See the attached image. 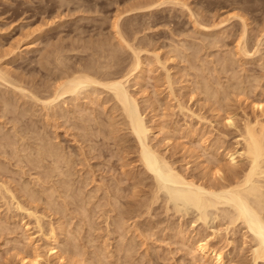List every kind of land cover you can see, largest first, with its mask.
<instances>
[{"label": "rangeland", "instance_id": "obj_1", "mask_svg": "<svg viewBox=\"0 0 264 264\" xmlns=\"http://www.w3.org/2000/svg\"><path fill=\"white\" fill-rule=\"evenodd\" d=\"M158 2L164 0H0V185L17 197L14 203L0 186V264H21L34 248L42 264H215L194 249L204 238L225 264H252L253 236L241 221L230 224L224 210L231 208L178 202L173 184L147 172L110 90L83 88L77 101L67 95L53 110L43 104L72 74L108 82L129 72L126 86L151 129L150 147L189 179L221 181L215 167H227V151L242 147L245 120L264 124V0ZM134 51L143 64L137 71ZM229 116L237 123L228 125ZM48 147L60 156L46 154ZM51 232L59 257L48 253Z\"/></svg>", "mask_w": 264, "mask_h": 264}, {"label": "bare ground", "instance_id": "obj_2", "mask_svg": "<svg viewBox=\"0 0 264 264\" xmlns=\"http://www.w3.org/2000/svg\"><path fill=\"white\" fill-rule=\"evenodd\" d=\"M165 2V0H164ZM164 2H158V5H163ZM167 3V2H165ZM171 3V2H170ZM175 3V1H174ZM145 4V3H144ZM168 4V3H167ZM157 5V4H156ZM183 5V4H182ZM176 6V5H175ZM184 7V6H183ZM187 9V8H186ZM190 11V10H189ZM188 11V12H189ZM191 12V11H190ZM190 14V13H189ZM190 16V15H189ZM193 17V16H191ZM198 17V16H197ZM232 17V16H231ZM236 17V16H235ZM241 18V17H240ZM195 20V19H194ZM193 20V21H194ZM242 20V19H241ZM117 21V20H116ZM118 22V21H117ZM196 22V21H195ZM116 24V23H115ZM196 24V23H195ZM198 24V23H197ZM118 26V25H117ZM195 26V25H194ZM198 26V25H197ZM244 26V24H243ZM201 27V26H200ZM204 28V27H203ZM247 28V26H246ZM116 29V28H115ZM200 29V28H199ZM118 30V29H117ZM206 30V29H205ZM210 31V30H209ZM116 32V31H115ZM246 31H244L245 34ZM243 36V35H242ZM122 38V37H121ZM207 38V37H206ZM241 38V37H240ZM240 42V40H239ZM243 42V41H241ZM240 42V46L238 48H241L240 51H242L244 53V50L246 49V46H243L245 41L243 43ZM100 45V44H99ZM124 45V44H123ZM131 45V44H130ZM130 45L129 48H130ZM133 45V44H132ZM258 45V44H257ZM125 46L127 47V43L125 44ZM124 46V47H125ZM215 46V45H214ZM134 48V47H133ZM99 49V48H98ZM132 48H130V51ZM136 50V49H134ZM176 50V49H175ZM145 51V50H144ZM60 52V51H59ZM248 52V50L246 51V53ZM256 52V51H255ZM258 52V50H257ZM101 53V52H100ZM140 53V52H139ZM138 52L134 51V55L135 56V63H134V67H132L134 69V71H137V69H139L141 67L142 64V60L140 59ZM241 53V52H240ZM245 53V54H246ZM108 54V53H107ZM132 54V52H131ZM239 54V53H238ZM174 55V54H173ZM232 55V54H231ZM50 56V55H49ZM155 57V55H153ZM242 56V55H241ZM249 56V54H248ZM226 57V56H225ZM230 57V56H229ZM244 57V55L242 56ZM187 58V57H186ZM249 58V57H248ZM143 59V58H142ZM158 59V58H157ZM156 59V60H157ZM59 60V59H58ZM234 60V59H232ZM237 60V59H235ZM134 61V60H133ZM106 62V61H105ZM158 62V61H157ZM225 62V61H224ZM232 62V61H230ZM1 63V62H0ZM229 63V62H228ZM235 63V62H234ZM133 64V63H132ZM227 64V63H226ZM230 65V64H229ZM224 66V65H223ZM104 67V66H103ZM110 67V66H109ZM120 67V66H119ZM165 67V66H164ZM107 68V67H106ZM193 68V67H192ZM195 68V67H194ZM166 69V68H165ZM198 69V68H197ZM224 69V68H223ZM107 70V69H106ZM129 70V69H128ZM131 70V69H130ZM142 70V69H140ZM70 71V70H69ZM92 71V70H91ZM143 71V70H142ZM1 72V71H0ZM102 72V70H101ZM139 72V70H138ZM141 72V71H140ZM139 72V73H140ZM145 72V71H144ZM202 72V71H201ZM5 73V72H4ZM99 73V72H98ZM133 73V72H130ZM142 73V72H141ZM3 74V71H2ZM0 73V79H3V76ZM6 74V73H5ZM11 74V73H10ZM126 74V73H125ZM200 75V74H199ZM6 76V75H5ZM69 76V75H68ZM119 76V75H117ZM132 74H128L121 76L119 78H115L112 79L108 82H102L99 81L98 79H96V76H92L88 73H76V74H72L69 77H66L67 79H65L64 82L59 83L60 85L57 86L56 84V91L54 93L51 94V99H48L47 102H44L43 104H47L48 106L53 105V103L57 102L58 100L64 98L67 95H74V99L76 100V94H78V92H80V90H83V88H89V87H93V86H99V87H103L106 90H110L108 92H112V96L114 97V99L117 101V104L119 107H122V110H124L125 113V117H127L128 123L127 126H129L130 131L132 132V134L135 136V141H138L139 144V149H140V161L142 162L141 164H143V167L147 170V172H149L150 174L152 173L153 175H157L154 176L156 179V182H158V178L161 179V182H166L169 184H173V188H176L177 193L175 192V194L179 197L177 198L175 196V199H177L178 202L179 199H181V202H187V203H191L194 205V207L198 208V209H202V210H213V208L218 209L219 206L225 207V205H227L229 208H231L232 213L229 212L228 210H224L225 216L229 215L231 217V223L232 226L233 224H235L236 222L241 221L242 225H244V227L246 228V230L251 234V237L254 240V246L252 249V264H264V203H263V198H264V192L262 191V188H264V186H262V184L258 183V181L256 180V178H258L257 176L260 175V173L264 174V124L259 121L256 120L255 122H250L247 120H245L244 122V126H243V130H241L240 132V141L238 140V144H240L242 147H240V150L236 149V151L234 152H228L227 154H225L226 156V160L228 161L227 164L228 166L225 167L227 168L225 170L222 169V165L220 166L219 162H217L216 158V163L218 166L215 167V173L213 174V178L214 180L217 179V176L219 177V179H222L224 181H222V183H220L221 181H217L216 183L213 184H209L207 182H203V183H198L196 180L194 179H189L185 176H183V174L179 173L178 171H176V169H174V167H172L170 164H168V162H166L165 158L163 159L162 156H160L158 153H156L152 147H150L151 145H149L150 143H148L149 140V135H150V131L151 129L148 128L147 124L144 121V117L143 114L141 112V109L139 108L138 105V101H136V99L129 93L128 89H127V84L130 81ZM142 76V75H141ZM114 77V76H113ZM136 77V76H135ZM198 77V76H197ZM134 78V77H133ZM6 79V77L4 78ZM3 79V80H4ZM9 79V78H8ZM62 79V78H61ZM170 79V78H168ZM106 80V79H105ZM202 80V79H201ZM7 81V80H6ZM170 83V82H169ZM172 83V82H171ZM12 84V83H11ZM19 85V84H18ZM130 85V84H129ZM202 86V85H201ZM213 86V85H212ZM251 86V85H250ZM14 87V86H13ZM26 87V86H25ZM34 87V86H33ZM47 87V86H46ZM98 87V88H99ZM170 87V86H169ZM174 87V86H173ZM225 87V86H223ZM17 89H19L18 87H16ZM32 88V87H31ZM94 88V87H93ZM96 88V87H95ZM235 88V87H234ZM247 88V87H246ZM209 89V87H208ZM207 89V90H208ZM48 90V89H47ZM94 90V89H92ZM97 90V89H96ZM105 90V91H106ZM170 90V89H169ZM213 90V89H212ZM220 90V89H219ZM227 90V89H226ZM247 90V89H246ZM252 90V89H251ZM54 91V90H53ZM84 91V90H83ZM87 91V89L85 90V92ZM100 91V90H99ZM173 91V90H172ZM205 91V89H204ZM211 91V90H210ZM218 91V90H217ZM27 92V91H26ZM44 92V91H43ZM89 92L90 88H89ZM96 92V91H94ZM92 92V93H94ZM209 92V91H208ZM213 92V91H212ZM216 92V90H215ZM17 93V92H16ZM21 93V92H19ZM23 93V90H22ZM88 93V92H87ZM89 93V94H90ZM98 93V92H97ZM96 93V94H97ZM100 93V92H99ZM211 93V92H210ZM222 93V92H221ZM225 93V92H224ZM237 93V92H235ZM241 93V92H240ZM14 94V93H13ZM81 95L84 94V92L81 91L80 93ZM79 94V95H80ZM86 94V93H85ZM215 94V93H212ZM220 94V93H219ZM227 94V93H226ZM246 94V93H245ZM243 94V95H245ZM41 95V94H40ZM80 95V96H81ZM95 95V93H94ZM99 95V94H98ZM239 95V94H238ZM33 96V95H32ZM36 96V95H35ZM79 96V97H80ZM84 96V95H83ZM87 96V94H86ZM171 96V95H170ZM207 96V95H206ZM209 96V95H208ZM216 96V95H215ZM31 97V94H30ZM48 97V96H47ZM76 97V98H75ZM85 97V96H84ZM90 97V96H89ZM229 97V96H228ZM73 99V97H71ZM101 98V97H100ZM211 98V97H210ZM230 98V97H229ZM27 99V98H26ZM34 99V98H32ZM31 99V100H32ZM73 99V100H74ZM113 99V98H112ZM113 99V100H114ZM218 99V98H217ZM226 99V98H225ZM35 100V99H34ZM33 100V102H34ZM98 100V99H97ZM62 101V100H61ZM77 101V100H76ZM114 101V102H116ZM228 101V99H227ZM4 102V101H3ZM29 102V101H28ZM63 102H65V99H63ZM260 102V101H259ZM6 103V102H5ZM72 103V102H71ZM222 103V102H221ZM41 104V103H40ZM60 104V102H59ZM75 104V103H74ZM120 104V105H119ZM219 104V103H218ZM257 104V103H256ZM259 104V103H258ZM1 105V104H0ZM34 105V104H33ZM37 105V104H36ZM46 105V108H47ZM72 105V104H71ZM264 105V104H263ZM263 105H255L254 107L257 109V107L259 108L260 106V110L264 111V107ZM29 106V105H28ZM45 106V105H44ZM58 107L56 104L53 105V107ZM63 106V105H62ZM73 106V105H72ZM106 106V105H105ZM104 106V107H105ZM181 106V105H180ZM218 106V105H216ZM220 106V105H219ZM49 107V108H50ZM54 107V108H55ZM141 107V106H140ZM183 107V106H182ZM213 107V106H212ZM19 108V106H18ZM52 108V107H51ZM216 108V107H215ZM4 109V108H3ZM17 110V109H16ZM43 110V108H42ZM53 110V108H52ZM103 110V109H102ZM232 110V109H231ZM7 111V110H6ZM58 111V110H57ZM62 111V110H61ZM223 111V110H222ZM63 112V111H62ZM181 112V111H180ZM47 113V112H46ZM84 113V112H83ZM88 113V112H87ZM123 113V114H124ZM215 113V112H214ZM230 113V112H229ZM63 114V113H62ZM86 114V113H85ZM218 114V113H217ZM11 115V114H10ZM64 115V114H63ZM221 115V114H220ZM25 116V115H24ZM124 116V115H123ZM227 116V115H226ZM247 116V115H246ZM263 116V115H262ZM92 117V116H91ZM219 117V116H218ZM230 117V116H229ZM229 123L228 125L235 120H232V117L229 118ZM235 117V116H234ZM40 118V117H39ZM51 118V117H50ZM53 119V118H52ZM64 119V118H63ZM83 119V118H82ZM86 119V118H85ZM126 119V118H125ZM222 119V118H221ZM258 119V118H257ZM17 120V119H16ZM124 121V120H123ZM50 122V121H49ZM91 123V122H90ZM213 123V122H212ZM227 123V122H226ZM237 123V122H236ZM60 124V123H59ZM58 124V125H59ZM125 124V123H123ZM129 124V125H128ZM47 125V124H46ZM76 125V124H75ZM95 125V124H94ZM109 125V124H108ZM101 126V125H100ZM236 126V125H235ZM10 128V127H9ZM49 129V128H48ZM14 130V129H13ZM42 130V129H41ZM95 130V129H94ZM57 131V130H56ZM130 132V133H131ZM102 133V132H101ZM13 134V133H12ZM16 135V134H15ZM100 135V134H99ZM103 135V134H102ZM194 135V134H193ZM20 138V137H19ZM24 139V138H23ZM56 139V138H55ZM104 139V138H103ZM208 139V138H207ZM15 140V139H14ZM54 140V139H53ZM20 141V140H19ZM41 141V140H40ZM199 141V140H198ZM7 142V141H6ZM15 142V141H14ZM56 142V141H55ZM11 143V142H10ZM201 143V142H200ZM30 144V143H29ZM46 144V143H45ZM50 144V143H49ZM203 144V143H202ZM237 144V145H238ZM14 145V144H13ZM41 145V144H40ZM39 145V146H40ZM217 145V144H216ZM6 146V145H5ZM12 146V145H11ZM45 146V145H44ZM48 146V145H46ZM51 146V145H49ZM201 146V145H200ZM38 147V146H36ZM55 147V145L53 146ZM51 147V148H53ZM12 148H14L12 146ZM56 148V147H55ZM211 148V147H210ZM223 148V147H222ZM2 149V148H1ZM20 149V148H19ZM42 149V147H41ZM40 149V152L42 153V150ZM46 149V148H45ZM49 147L47 148V150H45L44 152H46V154H50L53 155L52 153L54 152H50V150H48ZM59 150V149H57ZM225 150V149H224ZM25 151V150H22ZM211 151V149H210ZM216 151V150H215ZM39 152V149H38ZM39 152V154H40ZM43 152V153H44ZM6 153V152H5ZM60 156L57 152H54V155ZM81 153V152H79ZM208 153V152H207ZM218 153V152H217ZM15 154V153H14ZM38 154V153H37ZM61 154V153H60ZM220 154V152H219ZM25 155V153H24ZM194 155V154H193ZM218 155V154H217ZM216 155V156H217ZM9 156V155H8ZM16 156V154H15ZM203 156V155H202ZM62 157V156H61ZM196 157V156H195ZM213 157V156H212ZM25 158V157H24ZM43 158V157H41ZM46 158V157H45ZM50 158V157H49ZM52 158V157H51ZM60 158V157H59ZM70 158V157H69ZM202 158V157H201ZM44 159V158H43ZM65 159V158H64ZM139 159V158H138ZM219 159V158H218ZM223 159V158H222ZM221 159V160H222ZM246 160L244 162L245 167L242 166V169L239 170L236 166L239 163V160ZM49 160V159H48ZM62 160V158L60 159ZM59 160V161H60ZM71 160V159H70ZM69 160V161H70ZM207 160V159H205ZM211 160V159H210ZM214 160V159H213ZM241 160V161H242ZM53 161V160H52ZM63 161V160H62ZM65 161V160H64ZM11 162V161H10ZM29 162V161H28ZM31 162V161H30ZM34 162V161H33ZM208 162V161H207ZM223 162V161H222ZM247 162V163H246ZM2 163V162H1ZM14 163V162H13ZM55 163V162H54ZM210 163V162H209ZM213 163V162H212ZM224 163V162H223ZM226 163V162H225ZM235 163V164H234ZM17 164V163H16ZM32 164V162H31ZM70 164V163H69ZM243 164V165H244ZM242 165V164H241ZM49 166V165H48ZM239 166V165H238ZM31 167V166H30ZM41 167V166H40ZM55 167V165H54ZM58 167V166H57ZM214 168V167H213ZM22 169V168H21ZM24 169V168H23ZM64 169V168H63ZM8 170V169H7ZM38 170V169H37ZM35 171V170H34ZM208 171V170H207ZM26 172V171H25ZM52 172V171H51ZM212 172V171H211ZM22 173H24L22 171ZM61 173V172H60ZM59 173V174H60ZM68 174V173H67ZM151 174V175H152ZM204 174V173H203ZM49 175V174H48ZM12 176V175H11ZM61 176V175H60ZM63 176V175H62ZM81 177V176H80ZM158 177V178H157ZM189 177V176H188ZM260 177V176H259ZM5 178V177H4ZM39 178V177H38ZM84 178V177H83ZM2 179V178H1ZM19 179V178H18ZM32 179V178H31ZM210 179V177H209ZM212 179V178H211ZM259 179V178H258ZM30 180V179H29ZM59 180V179H58ZM84 180V179H83ZM163 180V181H162ZM9 181V180H8ZM55 181V180H53ZM203 181V180H202ZM207 181V180H206ZM211 181V180H210ZM263 181V180H262ZM31 182V181H29ZM38 182V181H37ZM87 182V181H86ZM160 182V181H159ZM213 182V179H212ZM215 182V181H214ZM226 182V183H224ZM18 183V182H17ZM23 184V183H22ZM37 184V183H36ZM48 184V183H47ZM51 184V183H50ZM66 184V183H65ZM74 184V183H72ZM89 184V183H88ZM161 184V183H160ZM164 184V185H166ZM167 184V185H169ZM264 184V183H263ZM4 185V184H3ZM3 185H0L3 187ZM8 185V184H6ZM159 185V184H158ZM34 186V185H33ZM40 186V185H39ZM45 186V185H44ZM20 187V186H19ZM68 187V186H67ZM85 187V185H84ZM160 187V186H159ZM3 188H7L5 185ZM27 188V187H26ZM43 188V187H42ZM66 188V187H65ZM158 188V187H157ZM161 188V187H160ZM1 189V187H0ZM18 189V188H17ZM23 189V188H22ZM94 189V188H93ZM9 190V187L7 189L2 190V192H6L5 194H9L10 197L12 195V200L14 202V199H16L17 197L14 198V194H11V190ZM159 190V189H158ZM157 190V191H158ZM175 190V189H173ZM18 191V190H17ZM41 191V190H40ZM70 191V190H69ZM160 191V190H159ZM9 192V193H7ZM11 192V193H10ZM29 192V191H28ZM43 192V191H41ZM85 192V191H84ZM83 192V193H84ZM33 193V192H32ZM172 193V192H171ZM2 194V193H1ZM4 194V193H3ZM2 195V196H5ZM23 194V193H22ZM26 194V193H25ZM28 194V193H27ZM26 194V196H27ZM35 194V192H34ZM86 194V193H85ZM158 194V192H157ZM38 195V194H37ZM42 195V194H41ZM79 195V194H78ZM88 195V194H87ZM22 196V195H21ZM29 196H31L29 194ZM64 196V195H63ZM7 197V196H6ZM34 197V196H33ZM38 197V196H37ZM80 197V196H79ZM84 197V196H83ZM172 197V195H171ZM3 198V197H2ZM30 198V197H29ZM51 198V196H50ZM67 199V198H66ZM158 199V198H157ZM173 199V197H172ZM263 199V200H262ZM1 200V199H0ZM10 200V199H9ZM11 203H17V202H12ZM35 200V199H34ZM46 200V199H45ZM50 200V199H49ZM49 200H47L49 202ZM93 200V199H92ZM114 200V199H113ZM174 200V199H173ZM91 201V200H90ZM154 201V200H153ZM5 202V201H4ZM39 202V201H38ZM63 202V201H62ZM69 202V201H68ZM116 202V201H115ZM26 204V202H25ZM33 204V203H32ZM45 204V203H44ZM51 204V203H49ZM186 204V203H185ZM6 205V204H5ZM10 205V204H9ZM16 205L13 206L15 207V209L17 208L19 211H21L24 207L21 208V205L18 204H14ZM12 206V205H11ZM44 206V205H43ZM75 206V205H74ZM84 206V205H83ZM226 206V207H227ZM227 207V208H228ZM47 208V207H46ZM87 208V206H86ZM11 209V208H10ZM13 209V208H12ZM16 209V210H17ZM38 209V208H37ZM67 209V208H66ZM169 209V208H168ZM24 210V209H23ZM27 210V209H26ZM25 210V211H26ZM29 210V209H28ZM79 210V209H78ZM61 211V209H60ZM81 211V210H80ZM85 211V210H84ZM98 211V210H97ZM119 211V210H118ZM219 211V210H218ZM7 212V211H6ZM16 212V211H15ZM30 212V211H29ZM45 212V211H44ZM66 212V211H65ZM141 212V211H140ZM26 213V212H25ZM28 213V212H27ZM32 213V214H31ZM29 214L33 215V212H31ZM48 213V212H47ZM63 213V212H62ZM85 214V213H84ZM92 214V213H91ZM9 215V214H8ZM49 215V214H48ZM83 215V214H82ZM29 216V215H28ZM36 216V215H35ZM43 216V215H42ZM40 215V217H42ZM77 217V216H76ZM32 218V217H31ZM38 218V217H37ZM109 218V217H107ZM119 218H121L119 216ZM39 219V218H38ZM35 219V220H38ZM63 219V218H62ZM15 220V219H14ZM42 220V219H41ZM89 220V219H88ZM117 220V219H116ZM2 221V220H1ZM123 221V220H122ZM131 222V221H130ZM37 223V222H36ZM40 223V222H39ZM87 223V222H86ZM136 223V222H135ZM107 224V223H105ZM42 225V224H41ZM118 225V223H117ZM121 225V224H120ZM133 225V224H132ZM236 225V224H235ZM6 227V226H5ZM39 227V232H40V226ZM81 227V226H80ZM132 227V226H131ZM234 227V226H233ZM243 227V228H244ZM2 228V227H1ZM37 228V227H36ZM118 229V228H117ZM123 229V228H122ZM137 229V228H136ZM108 231V230H107ZM121 231V229H120ZM247 231H245L247 233ZM55 232V231H54ZM54 232H51L49 234V238L47 240H49L50 243V247L48 249V253L50 254V256L54 257H59V255H61V251L59 252L58 249V245H57V237ZM67 232V231H66ZM72 232V231H71ZM217 232V231H216ZM108 233V232H107ZM218 233V232H217ZM29 234V233H28ZM91 234V233H90ZM214 234V233H213ZM244 234V233H243ZM24 235V234H23ZM245 235V234H244ZM47 236V235H46ZM68 236V235H67ZM66 236V237H67ZM208 236V235H207ZM100 237V236H99ZM112 237V236H111ZM42 238V237H41ZM63 238V237H62ZM73 238V237H72ZM75 238V237H74ZM11 239V238H10ZM30 239V238H29ZM183 239V238H182ZM28 240V239H27ZM32 240V239H31ZM127 240V239H126ZM36 241V240H35ZM213 241V240H212ZM249 241V240H248ZM41 242V241H40ZM59 242V241H58ZM76 242V241H74ZM27 243V242H26ZM29 243V242H28ZM133 243V242H132ZM31 244V243H30ZM195 251L196 253H199V255L201 256L202 259H207V258H211L212 260L215 261V264H225L224 263V257L222 256L221 253H216L215 252V248L212 249L211 245H210V241H208V239L206 240L204 239H198L195 242ZM253 244V242H252ZM29 245V244H28ZM49 245V244H48ZM60 245V244H59ZM99 245V244H98ZM27 246V245H26ZM32 246V245H31ZM78 246V245H77ZM65 247V245H64ZM83 247V246H82ZM74 248V247H73ZM132 248V246H131ZM33 249V248H32ZM128 249V248H127ZM79 250V248H78ZM64 251V249H63ZM104 251V250H103ZM132 251V250H131ZM26 252V251H25ZM33 254L30 256L27 254H24V256H21L20 263L21 264H42V254L39 252L38 248H34V250L32 251ZM67 254V253H66ZM116 254V253H115ZM70 255V253H69ZM75 255V254H74ZM103 255V254H102ZM95 256V255H94ZM19 257V256H18ZM85 257V256H84ZM92 257V256H91ZM104 257V256H103ZM214 257V258H213ZM128 258V257H127ZM14 259V258H13ZM62 259V257H61ZM78 259V257H77ZM60 260V259H59ZM114 260V259H113ZM130 261V260H129ZM74 262V261H73ZM88 262V261H87ZM210 262V261H209ZM47 263V262H46ZM83 264V263H82ZM106 264V263H105Z\"/></svg>", "mask_w": 264, "mask_h": 264}]
</instances>
